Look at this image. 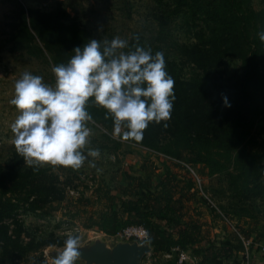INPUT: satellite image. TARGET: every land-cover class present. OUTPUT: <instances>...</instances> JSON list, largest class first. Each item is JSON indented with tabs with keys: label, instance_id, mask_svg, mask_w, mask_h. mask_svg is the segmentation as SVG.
<instances>
[{
	"label": "trees",
	"instance_id": "16d2710c",
	"mask_svg": "<svg viewBox=\"0 0 264 264\" xmlns=\"http://www.w3.org/2000/svg\"><path fill=\"white\" fill-rule=\"evenodd\" d=\"M248 1L177 0L175 9L201 17L203 26L192 42L174 45L175 58L163 54L166 71L175 81L171 118L149 123L140 142L126 141L169 159L162 157L157 168L142 161L137 174H121V183L112 192L97 184L89 197L69 200L74 206L68 215L71 221L106 237L130 225L141 226L147 233L145 243L152 248L149 257L156 260L177 248L197 264H242L240 238L252 243L264 240V216L252 213L256 202L264 205V72L259 39L264 32V0L258 11ZM19 10L20 47L29 55L41 54L20 6ZM61 13L44 35L68 33L71 42L81 47L80 31L67 28V14ZM29 23L43 50L51 53L52 65L67 63L62 55L51 52L34 20ZM54 29L60 34L53 33ZM139 44L153 55L162 52L158 46ZM228 56L237 58L240 67L226 75L222 62ZM182 66L188 67L187 73H182ZM224 98L230 106H225ZM88 111L92 116L90 105ZM183 165L199 166V173L206 176L219 175L227 185L226 206L217 208L220 215L210 211L213 221L220 223L211 235L199 214L192 212L191 204L203 200ZM56 187L57 176L44 168L34 169L23 160L0 163V264L25 260L28 253L36 252L29 264H51L41 247H62L64 242H23L22 222L17 217L62 203ZM240 219L246 222L237 223Z\"/></svg>",
	"mask_w": 264,
	"mask_h": 264
},
{
	"label": "rangeland",
	"instance_id": "374dc122",
	"mask_svg": "<svg viewBox=\"0 0 264 264\" xmlns=\"http://www.w3.org/2000/svg\"><path fill=\"white\" fill-rule=\"evenodd\" d=\"M248 4L252 10L258 11L263 7V0H249ZM176 5L177 0H0V163L23 160L11 142L13 139L11 123L18 114L15 107L10 104L16 80L23 72L28 71L43 77L46 84L55 83L52 55L43 50L31 30L29 20H34L37 30L43 34L42 38L47 41L51 52L62 55L66 61L74 55L73 50L78 47L71 42L70 34H60L54 29L53 33L57 32L56 34L60 35H44L46 31L54 28L56 20H60L61 11L67 14V20L64 21L67 28H76L80 31L83 40L81 47L91 39L99 40L103 45V41H111L119 36L128 40L130 46L135 43L158 46L162 53L171 59L176 57L174 45L192 42L193 38L196 39L198 36V28L203 26L201 17H191L189 11L175 9ZM19 6L23 9L26 27L33 35L35 45L41 49V54L29 55L20 47L22 14ZM260 60L264 72V42ZM239 67L240 62L237 58L228 56L223 59L222 69L226 75ZM187 70L188 67L182 66V73H187ZM89 105L93 122L88 126L92 130V135L85 155L92 149H98L100 155L95 158L89 156L78 170L60 166H56V170L51 166L43 167L47 173L57 176L56 193L63 199L62 203L46 205L33 213H19L17 218L21 220L23 230L21 239L25 243L28 241L33 244L47 241L62 243L68 234H74L79 236L81 244L89 232L96 231L83 230L79 222L68 218L74 210L69 200L89 197L90 189L97 184L112 192L121 183V174L124 172L137 174V166L142 161H146L152 168H157L161 164V158L155 153L113 139L111 118L105 119L103 108H97L91 102ZM90 163H94L95 167H91ZM189 168L199 180V196L204 200L191 204L190 207L193 208L192 212L199 214L200 221L205 224L204 229L211 235L214 230H218L220 223L216 219L213 221V212L210 211L217 213L219 212L217 208L226 206L228 202L226 197L229 196L227 185L219 175L206 176L205 173H199V166ZM255 204L257 208L252 210V213L263 217L264 205L258 202ZM78 208L82 216V209ZM235 221L233 219L231 223L235 224ZM244 222L246 221L243 219L237 221L241 225ZM107 242L112 243L110 239H107ZM41 248L43 254L45 250L57 246ZM37 254L28 253L25 260L1 264H29L32 257ZM43 257L48 263L51 261L48 257L44 255ZM171 260H156L148 255L141 259L140 264H171Z\"/></svg>",
	"mask_w": 264,
	"mask_h": 264
},
{
	"label": "clouds",
	"instance_id": "9594fccd",
	"mask_svg": "<svg viewBox=\"0 0 264 264\" xmlns=\"http://www.w3.org/2000/svg\"><path fill=\"white\" fill-rule=\"evenodd\" d=\"M259 39L264 42V32ZM73 52L67 63L52 67L54 85L28 71L14 84L10 104L18 114L11 123V142L24 164L34 169L78 170L89 156L100 155L98 149L85 155L92 135L90 102L105 110V119L111 118L112 138L125 142H140L149 123L171 118L175 81L162 52L153 55L150 48L130 46L119 36L103 45L91 39ZM224 104L230 106L227 98ZM80 248L79 236L68 234L51 264H76Z\"/></svg>",
	"mask_w": 264,
	"mask_h": 264
},
{
	"label": "water",
	"instance_id": "95a60500",
	"mask_svg": "<svg viewBox=\"0 0 264 264\" xmlns=\"http://www.w3.org/2000/svg\"><path fill=\"white\" fill-rule=\"evenodd\" d=\"M81 264H140L144 256L150 255L152 248L145 242L123 241L115 239L108 243L105 236L98 232H89L86 239L80 244ZM63 248H51L43 252V255L52 258Z\"/></svg>",
	"mask_w": 264,
	"mask_h": 264
},
{
	"label": "built area",
	"instance_id": "2783aa9c",
	"mask_svg": "<svg viewBox=\"0 0 264 264\" xmlns=\"http://www.w3.org/2000/svg\"><path fill=\"white\" fill-rule=\"evenodd\" d=\"M141 149L146 150L144 148H141ZM146 151H148V150H146ZM148 152L152 153L151 151H148ZM157 155L160 158L163 157L159 154H157ZM163 158L169 159L166 157H163ZM183 166L188 170L189 174L191 175V179L194 182L195 188L198 189V186H199L198 178L195 176V174L192 172V170L188 166H185V165H183ZM205 200L208 201L206 198H205ZM210 205L212 206V204H210ZM217 213L220 215V213L218 211H217ZM226 223L231 229H233L231 227V224H229L227 221H226ZM106 239H110V241H112V242L115 239H120L123 241L135 240L137 242H145L147 239V233H146L145 229L141 226L130 225V226H127V227L121 229L114 236L106 237ZM240 241H241L242 248H243V251H242L243 262H242V264H248L250 249L254 243H252L250 239H241L240 238ZM258 249H259V252L264 256V244L258 245ZM159 259L163 260V261H169V260L173 259L175 261V264H197V260L195 258L191 257L186 251H182V250H179L177 248H172V249H169L168 251L164 252L158 258V260Z\"/></svg>",
	"mask_w": 264,
	"mask_h": 264
},
{
	"label": "crops",
	"instance_id": "0c3cea01",
	"mask_svg": "<svg viewBox=\"0 0 264 264\" xmlns=\"http://www.w3.org/2000/svg\"><path fill=\"white\" fill-rule=\"evenodd\" d=\"M216 231V230H215ZM264 244V240L254 243L250 249L248 264H264V256L259 252L258 245Z\"/></svg>",
	"mask_w": 264,
	"mask_h": 264
}]
</instances>
